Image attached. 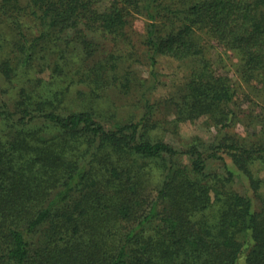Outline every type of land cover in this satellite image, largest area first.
<instances>
[{"label": "trees", "instance_id": "16d2710c", "mask_svg": "<svg viewBox=\"0 0 264 264\" xmlns=\"http://www.w3.org/2000/svg\"><path fill=\"white\" fill-rule=\"evenodd\" d=\"M29 19L41 32L33 39ZM140 19L153 69L162 57L195 68L168 105L172 133L200 119L215 133L178 149L156 132L166 124L145 94L138 119L108 127L92 110L43 109L21 87L14 107L0 105L10 130L0 143V264H240L243 255L264 264V181L251 168L264 164V125L257 140L234 133L241 88L211 57L232 54L237 81L264 104V0H1L2 71L15 78L49 39L82 24L118 44ZM134 86L118 85L124 95ZM223 154L249 179L260 210L234 190ZM216 162L223 173L209 172Z\"/></svg>", "mask_w": 264, "mask_h": 264}, {"label": "rangeland", "instance_id": "374dc122", "mask_svg": "<svg viewBox=\"0 0 264 264\" xmlns=\"http://www.w3.org/2000/svg\"><path fill=\"white\" fill-rule=\"evenodd\" d=\"M26 25V34L30 39L40 36L41 32L35 21L29 19ZM84 25L66 31L58 40L49 39L45 44L47 48L38 52L29 69L21 72L17 69L15 74L18 76L13 79L12 73L9 74L11 81L1 68L8 50L0 51V105L2 99H8L14 107V103L20 98V88L28 87L33 92V102L38 106L43 105V109L58 107L67 111L92 110L98 119L111 127L117 121H126L132 117L138 119L145 110L143 98L141 100L142 94H145L154 106L155 118L166 124H160L162 129H157L156 132L178 149H183L195 136L208 139L215 133V130L208 129L204 119L182 123L176 130L177 134L172 133L174 130L170 124L174 114L168 105L184 92L191 82L189 79L195 68L190 63L162 57L153 69L141 44L144 28L142 19L136 22L135 32H130L131 37H116L118 44L112 41V37L93 33ZM211 57L214 67L223 74L228 73L234 80L232 82L241 88L236 104V111L240 115L234 133L249 141L259 139L263 133L264 104L255 99L250 88L237 81L234 66L236 59L232 54L214 51ZM112 65L117 67L115 74L109 69ZM11 66V70L16 67L14 63ZM124 78H129L135 85L134 91L129 95H124L118 87L119 81H124ZM110 81L111 84L108 85ZM86 96L91 97V102ZM9 131L0 118V143L6 141ZM223 155L237 175L234 190L251 197L254 209L260 210L261 200L252 189L249 179L236 168L227 154ZM223 165V162H216L209 172L223 173ZM251 168L254 175L264 181V164L257 162ZM158 174L159 171L152 175L155 184L158 183ZM217 214L218 211L213 209L205 215L208 219H215ZM240 239L245 242L244 235ZM240 264H246L245 255L241 257Z\"/></svg>", "mask_w": 264, "mask_h": 264}]
</instances>
